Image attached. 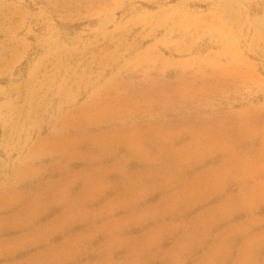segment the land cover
Wrapping results in <instances>:
<instances>
[{
  "label": "rangeland",
  "instance_id": "374dc122",
  "mask_svg": "<svg viewBox=\"0 0 264 264\" xmlns=\"http://www.w3.org/2000/svg\"><path fill=\"white\" fill-rule=\"evenodd\" d=\"M0 264H264V0H0Z\"/></svg>",
  "mask_w": 264,
  "mask_h": 264
}]
</instances>
